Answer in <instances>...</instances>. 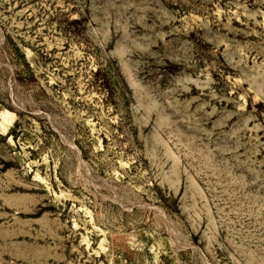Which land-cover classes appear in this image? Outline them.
Returning <instances> with one entry per match:
<instances>
[{"label": "rangeland", "instance_id": "1", "mask_svg": "<svg viewBox=\"0 0 264 264\" xmlns=\"http://www.w3.org/2000/svg\"><path fill=\"white\" fill-rule=\"evenodd\" d=\"M0 264H264V0H0Z\"/></svg>", "mask_w": 264, "mask_h": 264}, {"label": "bare ground", "instance_id": "2", "mask_svg": "<svg viewBox=\"0 0 264 264\" xmlns=\"http://www.w3.org/2000/svg\"><path fill=\"white\" fill-rule=\"evenodd\" d=\"M13 113L10 111L0 112V129L2 131L6 130V128L11 125L13 121Z\"/></svg>", "mask_w": 264, "mask_h": 264}]
</instances>
